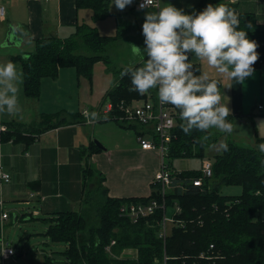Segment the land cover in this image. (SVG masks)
I'll return each instance as SVG.
<instances>
[{
	"label": "trees",
	"instance_id": "trees-1",
	"mask_svg": "<svg viewBox=\"0 0 264 264\" xmlns=\"http://www.w3.org/2000/svg\"><path fill=\"white\" fill-rule=\"evenodd\" d=\"M77 6L92 8L95 20L111 13L109 0H77ZM239 27L257 43L259 58L253 67L260 66L264 62V25L257 22L254 14L243 12ZM127 30L124 23L119 21L117 32L105 35L95 25L82 23L77 24L76 31L68 37L43 36L37 41L33 52L12 57L13 62L22 66L25 96L39 99L42 79L48 76L58 78L60 69L64 67H74L79 78H92L98 62L110 65L113 59L111 48L127 34ZM194 65L201 71L200 64ZM125 67L117 72L112 71L118 83L105 94L104 103L114 105L112 114L104 113L107 120H112L115 113L123 114L118 106L121 102L128 104L134 98L145 97V94L129 90L130 77L121 78L120 75ZM152 91L155 93V90ZM67 114L44 112L41 114L43 120L39 122L47 121V126L33 131V136L25 139L17 137L20 133L13 128L15 121L0 120L9 130H0V143L14 139L30 144L36 135L45 130L77 119L76 114H69V117ZM114 120L126 127L138 124ZM180 124L178 117V125L173 132L175 136L170 144V156H204L206 147L214 139L207 132L193 131L186 135ZM260 143L264 141L258 139L253 146L228 141L226 148L224 146L220 153L210 158L214 173L201 185L190 181V178L200 175L199 170H183L179 174L178 181H185L186 189L176 187L165 198L168 212L175 203L180 206L166 241V252L170 256L168 264H264V165L260 162L264 157L257 148ZM91 150L100 148L93 142ZM94 175L98 177L95 184ZM105 180L103 172L86 167L83 176L85 192L80 209L53 212L51 217L44 218L48 221L46 235L53 241L66 243L67 247L64 259L45 254L43 264H154L157 257H163L164 244L158 237V230L165 210L157 208L154 213L136 220L120 212L125 202H148L152 198L161 201L160 186L153 184L150 195L146 197H113L109 195ZM91 182L94 187L89 185ZM230 185L240 186L241 193L224 194L223 186ZM4 240L11 245L6 237ZM211 244L214 248H210ZM133 247L136 255L123 254ZM202 252L213 258L202 257Z\"/></svg>",
	"mask_w": 264,
	"mask_h": 264
},
{
	"label": "crops",
	"instance_id": "crops-1",
	"mask_svg": "<svg viewBox=\"0 0 264 264\" xmlns=\"http://www.w3.org/2000/svg\"><path fill=\"white\" fill-rule=\"evenodd\" d=\"M138 1L133 0V3L126 6L124 10H118L115 5L111 6L112 0H109L111 13L95 20L93 9L79 8L77 0H3L6 16L0 17V63L13 62L12 57L18 54H30L36 49L37 41L43 36H70L76 31L77 24L95 25L99 32L105 35H114L118 30L119 21L128 28L127 34L119 38L111 48L114 60L117 55L119 60L113 61L114 65L112 61L109 66L103 61L95 65V73H97L96 69L102 71L101 81L104 84L100 92L101 96L96 99L92 97L90 100L86 99L81 109L80 94L77 109L83 110L82 113L81 111L68 113L76 114V120L45 130L36 135L35 140L30 144H27L25 140L14 139L0 143V167L11 175V181L0 182V197L15 205L10 207V210L19 212L18 205L28 204L32 206L30 215H40L41 211L35 205V201L38 203L37 200H43L45 212L48 213L47 217H51L53 212L80 209L85 192L83 176L88 166L105 174L104 184L108 187L110 196L146 197L150 195L153 177L159 168V156L156 150L142 149L138 136L145 134L146 137L151 138V128L140 124L126 127L114 119L104 118V110L108 103H104L105 94L118 83L114 73L125 66H134L144 61V55H136L132 49L134 45L141 49L145 47L142 25L145 13L154 9L151 7L140 9ZM219 3L235 9L239 19L243 12H249L255 15L259 24L264 25V0H234V2L233 0H159L158 7L172 4L186 14H192L204 10L208 4ZM135 12L141 14V18ZM11 28V44L4 45ZM145 59H147L146 56ZM190 59L193 64H200L201 72H207L219 81L222 103H228L231 109V116L228 118L234 125V131L231 134L220 133L215 129L207 132L209 135L214 133L216 135L213 137L214 142L207 146L215 147L216 151L212 155L220 153L228 141L247 144V146L255 145L258 139L264 141V62L254 67V74L246 78L244 83H237L220 76L214 69L209 68L206 63L200 62L194 56H190ZM15 64L18 71L23 73L22 66L19 63ZM110 66L115 72L111 71ZM68 69L74 70V68ZM59 78L60 76L57 79ZM92 78L76 76L78 88H81L85 81L86 87L92 94L96 88L95 80L87 86L88 80ZM22 94L25 95L23 83L20 88V95ZM145 97L156 99V90L155 93L150 90ZM145 97L134 98L131 102L141 103L143 99H146ZM172 108L178 114L179 110ZM86 112L89 114L95 112L99 118L86 119L84 115ZM5 115L0 114L2 122L39 121L37 118L33 120L32 113H29L27 117L22 115V119L8 115L5 117ZM86 125L93 126L91 130L84 132ZM96 138H99L106 149L98 146L100 150L90 152L89 149ZM219 141H221L220 146L217 147ZM151 158L153 162L148 166L145 165L144 162H148ZM31 192H37V196L30 197ZM42 195L44 196L41 197ZM75 203H77L76 207L73 206ZM23 216L26 217L25 220L30 219V216ZM18 218L19 214H13L12 223L18 222ZM7 222L0 221V228L3 226L4 229V224ZM5 235L3 234V237L1 235L0 239V264H5V261L10 258L3 260L1 257L2 238H5Z\"/></svg>",
	"mask_w": 264,
	"mask_h": 264
},
{
	"label": "clouds",
	"instance_id": "clouds-1",
	"mask_svg": "<svg viewBox=\"0 0 264 264\" xmlns=\"http://www.w3.org/2000/svg\"><path fill=\"white\" fill-rule=\"evenodd\" d=\"M132 3L133 0H112L111 6L124 10ZM145 7L154 9L145 13L142 25L145 47L134 45L132 49L136 55L143 54L144 61L141 66L125 67L120 74L121 78L130 77L129 90L140 94L156 90L162 104L179 110L180 127L186 135L211 129L231 134V109L228 103H222L219 81L196 68L190 56L220 76L244 83L254 74L259 54L257 43L239 27V14L223 3L208 4L192 14L172 4L155 6L152 0H144L140 9ZM22 83L23 73L15 63H0V114L23 118L19 103ZM84 115L89 120L99 118L95 112ZM257 148L264 157V143ZM260 162L264 165V158Z\"/></svg>",
	"mask_w": 264,
	"mask_h": 264
},
{
	"label": "rangeland",
	"instance_id": "rangeland-1",
	"mask_svg": "<svg viewBox=\"0 0 264 264\" xmlns=\"http://www.w3.org/2000/svg\"><path fill=\"white\" fill-rule=\"evenodd\" d=\"M139 17L141 18V14L135 12ZM114 49V48H113ZM112 49V50H113ZM120 49V47H119ZM115 51V49H114ZM113 52V51H112ZM111 52V53H112ZM119 53V50H118ZM115 57V56H114ZM119 55L112 59V65H114L113 61L119 60ZM67 68H74V67H64L60 70L59 76L60 78H53L51 76L44 77L42 79L41 84V96L39 99H29L25 95H20L19 93V103L22 107V115H26V117L29 115V113H32L33 120L35 118L43 120V118H39L41 114L45 113H72V112H80L82 113L83 110H78L79 107V95L81 94V103L80 108L82 109L84 104V101L90 100L92 98H97L98 96H101L103 82L102 80V71L97 70V73H95L94 68V74L93 78L88 80L87 86H89L90 82L92 80H95L96 82V88L92 91L93 93H90L89 88L86 87L85 81L82 83V87L78 88V81L76 79L77 72L74 68L68 69ZM63 70V71H62ZM62 71V72H61ZM76 73V74H75ZM74 76V77H73ZM94 76H97L96 78ZM21 88V85H20ZM71 115L67 114V117ZM5 117H7L5 115ZM49 118L47 117V120ZM47 121L44 123L38 122H29V123H20L15 121L13 125L14 129H18L19 133L18 138L24 137L29 138L30 136H33V131H39V128H44L47 126ZM41 124V125H40ZM91 126L93 125H86L84 127V132H87L89 129L91 130ZM6 130L8 128L6 127ZM9 132V130H8ZM215 133L211 135V138L214 139ZM221 137V136H220ZM95 139V138H93ZM99 140V138H96ZM100 141V140H99ZM219 141L217 143V147L220 146ZM247 145V144H246ZM31 152V149L29 150ZM215 147H206V152L204 156H169L166 158V161L170 164L172 168H175L177 171L182 170H200L202 168L203 161L206 159H212L213 153H215ZM153 159L151 158L148 162H144L145 165L148 166L149 163H152ZM90 163V160H89ZM146 166V167H147ZM94 169V168H93ZM89 173V178L91 177ZM94 174V173H93ZM95 180H93L94 184L97 180V175H94ZM93 178V179H94ZM91 182L89 184L91 187H94ZM241 187L240 186H223L222 191L224 194H239L241 193ZM42 195L41 197H43ZM37 197V198H41ZM35 198V197H34ZM36 200V199H35ZM38 203L35 201V205L37 208L40 209L41 214L40 215H30L32 213L31 205L23 204L18 205L19 212L16 210H10V207H13L15 205L6 202V205L4 204V209H8V212H11V217L9 220H6L7 223L4 224V233L6 234L5 237L9 239V242L11 245L15 246L16 253L14 256H11L9 259L5 261V264H43L45 254H51L54 256H57L59 259H64V251L67 247V244L64 242H56L53 241L51 238H49L46 235V230L48 228V221L44 218L48 216V213H46V208L43 206V200H37ZM77 203L73 204L74 207H76ZM173 207H170L168 216L171 218L173 216ZM22 210V211H21ZM15 213L19 214L18 222L12 223L13 214ZM25 216H30L29 220H25ZM126 255H130L132 253H136V249L128 248L124 251Z\"/></svg>",
	"mask_w": 264,
	"mask_h": 264
},
{
	"label": "built area",
	"instance_id": "built-area-1",
	"mask_svg": "<svg viewBox=\"0 0 264 264\" xmlns=\"http://www.w3.org/2000/svg\"><path fill=\"white\" fill-rule=\"evenodd\" d=\"M155 6H159V0H152ZM144 3V0L138 1V7ZM6 16V6L3 3V0H0V17ZM146 98V97H145ZM119 110H122L123 114L119 115L114 114L113 119H119L130 123H138L140 125L148 126L151 128L152 134L151 138L146 137L145 134H140L138 140L142 149L144 150H156L159 156V168L156 171L153 177V184H158L160 186V192L162 200L159 201L157 198H152L148 202L143 201H131L125 202L120 207V212L122 214L128 215L133 220L138 219L140 216H147L156 211L157 208H162L165 210L164 217L160 220L158 237L161 238L164 244V253L163 257H157L154 261V264H168L170 256L166 252V241L170 235V226L171 223L175 221L174 216L180 212V206L178 203L174 205V214L170 218L168 216V206H166V194L170 190L180 187L186 189L185 181H178L179 174L182 171H177L172 169L170 164L166 161V158L170 156V144L173 137L175 136L174 129L178 125L179 115L172 108L173 106L169 104H162L158 97L156 99H143L141 103H128L125 104L121 102L119 105ZM261 107V105H260ZM114 111V105L111 102L106 104L104 113L112 114ZM6 125L0 121V130L5 131ZM200 175L197 177L190 178L191 182L196 185H201L204 183V180L213 176V161L211 159H206L203 161L202 168L199 170ZM11 181V175L2 170L0 167V182ZM37 196V192H31L30 197ZM5 200L0 197V221L8 220L11 214L4 209ZM3 226L1 227V231ZM3 237V232L0 236ZM112 243H115V240H112ZM210 248H214V245L211 244ZM15 253V249L12 245H9L4 238H2V253L1 257L3 260L11 257ZM124 255L125 252H123ZM132 253L129 256L136 255ZM202 257L213 258V256H205L204 252L201 253Z\"/></svg>",
	"mask_w": 264,
	"mask_h": 264
},
{
	"label": "water",
	"instance_id": "water-1",
	"mask_svg": "<svg viewBox=\"0 0 264 264\" xmlns=\"http://www.w3.org/2000/svg\"><path fill=\"white\" fill-rule=\"evenodd\" d=\"M9 35L6 37V41L4 42V45H7V44H11V33H12V28L11 30L8 32ZM95 141V144L97 146H99L100 148H103V149H106V147L103 145V143L99 140H94Z\"/></svg>",
	"mask_w": 264,
	"mask_h": 264
}]
</instances>
